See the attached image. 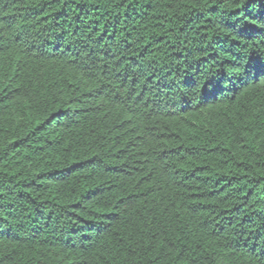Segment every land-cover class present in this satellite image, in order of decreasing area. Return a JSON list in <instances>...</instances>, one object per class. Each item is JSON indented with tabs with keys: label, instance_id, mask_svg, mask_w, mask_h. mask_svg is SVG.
<instances>
[{
	"label": "trees",
	"instance_id": "trees-1",
	"mask_svg": "<svg viewBox=\"0 0 264 264\" xmlns=\"http://www.w3.org/2000/svg\"><path fill=\"white\" fill-rule=\"evenodd\" d=\"M0 264H264V0H0Z\"/></svg>",
	"mask_w": 264,
	"mask_h": 264
}]
</instances>
